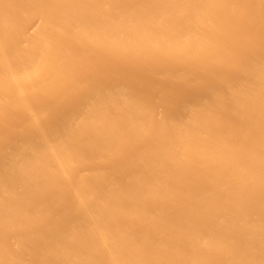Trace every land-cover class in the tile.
Segmentation results:
<instances>
[{"label":"bare ground","instance_id":"1","mask_svg":"<svg viewBox=\"0 0 264 264\" xmlns=\"http://www.w3.org/2000/svg\"><path fill=\"white\" fill-rule=\"evenodd\" d=\"M0 264H264V0H0Z\"/></svg>","mask_w":264,"mask_h":264}]
</instances>
